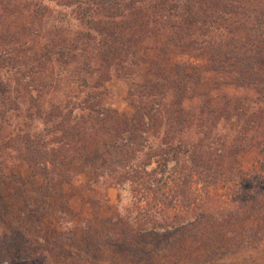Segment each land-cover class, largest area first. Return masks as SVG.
I'll use <instances>...</instances> for the list:
<instances>
[{"label": "rangeland", "instance_id": "374dc122", "mask_svg": "<svg viewBox=\"0 0 264 264\" xmlns=\"http://www.w3.org/2000/svg\"><path fill=\"white\" fill-rule=\"evenodd\" d=\"M51 8L38 24L0 11V29H43L25 48L57 26L79 29ZM147 44L127 75L98 70L94 51L13 73L17 108L0 122L1 264H264L263 88L199 70L163 88L183 57ZM179 162L195 175L194 201L163 214Z\"/></svg>", "mask_w": 264, "mask_h": 264}, {"label": "trees", "instance_id": "16d2710c", "mask_svg": "<svg viewBox=\"0 0 264 264\" xmlns=\"http://www.w3.org/2000/svg\"><path fill=\"white\" fill-rule=\"evenodd\" d=\"M52 3L60 12L65 10L58 14L59 24L66 21L71 11L79 29L72 31L71 27L57 26L58 29L50 30L49 41L53 40L38 48L36 43L25 48L21 46L23 38L41 37L43 29L32 32L25 27L22 31H12L5 21L1 24H6L5 29H0V94L5 95L0 96L2 124L6 122L4 115L13 107L17 108L11 92L19 91H12L14 83L9 84L13 73L19 75L24 68L42 70L47 63L76 62L94 51L98 70L127 75L150 41L162 44L160 54L164 57L173 53L184 60L174 65L163 88H176L181 84L186 87L192 82L191 71H204L238 74L240 84L252 82L264 91V0H0V11L6 19L29 16L38 24L37 20L42 22L51 11ZM0 20L1 23L3 20ZM151 83L148 81L145 88H151ZM16 85L19 87L20 83ZM93 90H89L86 103L97 97ZM85 109L92 112L95 107ZM69 118H72L71 113ZM35 147L37 142H34V150ZM178 152L183 154L181 145L176 149ZM232 158L238 159L237 156ZM43 159V155L38 154V162L34 163L40 166ZM173 174L176 177L172 180L175 188L171 197L163 193V200H159L166 210L163 214L175 206L185 211L194 201L195 175L181 162ZM161 217L162 212L155 211L154 216L147 214L143 221L154 223ZM3 255L0 246V264Z\"/></svg>", "mask_w": 264, "mask_h": 264}]
</instances>
